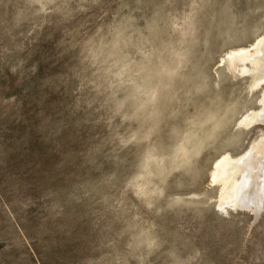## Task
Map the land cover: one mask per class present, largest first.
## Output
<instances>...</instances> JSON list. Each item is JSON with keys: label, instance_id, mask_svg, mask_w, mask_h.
<instances>
[{"label": "rangeland", "instance_id": "obj_1", "mask_svg": "<svg viewBox=\"0 0 264 264\" xmlns=\"http://www.w3.org/2000/svg\"><path fill=\"white\" fill-rule=\"evenodd\" d=\"M261 38L264 0H0V264H264L211 177L264 138Z\"/></svg>", "mask_w": 264, "mask_h": 264}, {"label": "bare ground", "instance_id": "obj_2", "mask_svg": "<svg viewBox=\"0 0 264 264\" xmlns=\"http://www.w3.org/2000/svg\"><path fill=\"white\" fill-rule=\"evenodd\" d=\"M229 61L232 69L239 68L238 64H243V71L249 73L256 84L263 82L264 39L251 49L232 51ZM262 103L264 106V94ZM259 120L264 121V109L260 113L254 111L251 115H247L243 124L248 127L249 122L258 123ZM214 167L211 177L214 182L219 183L221 188L219 208L222 211L228 207L251 208L252 211H255L254 213L258 214L264 201V138L252 148L248 157L244 155L241 158H232L229 154L224 155Z\"/></svg>", "mask_w": 264, "mask_h": 264}]
</instances>
